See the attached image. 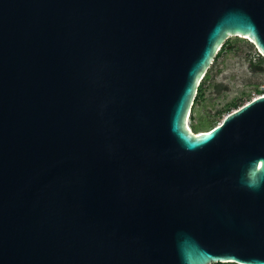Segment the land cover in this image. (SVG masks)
Masks as SVG:
<instances>
[{"label":"water","instance_id":"95a60500","mask_svg":"<svg viewBox=\"0 0 264 264\" xmlns=\"http://www.w3.org/2000/svg\"><path fill=\"white\" fill-rule=\"evenodd\" d=\"M230 38L264 0H0V264H264V94L187 126Z\"/></svg>","mask_w":264,"mask_h":264},{"label":"rangeland","instance_id":"374dc122","mask_svg":"<svg viewBox=\"0 0 264 264\" xmlns=\"http://www.w3.org/2000/svg\"><path fill=\"white\" fill-rule=\"evenodd\" d=\"M229 40L231 44L213 62L201 82L205 95L187 120L191 133L206 132L217 126L226 114L222 113L225 103L241 97L243 105L258 96L256 90L264 92V59L255 45L244 38ZM260 58L263 61L258 64Z\"/></svg>","mask_w":264,"mask_h":264},{"label":"trees","instance_id":"16d2710c","mask_svg":"<svg viewBox=\"0 0 264 264\" xmlns=\"http://www.w3.org/2000/svg\"><path fill=\"white\" fill-rule=\"evenodd\" d=\"M230 44H231L230 40H227L224 43V45L220 48L219 52L215 56L213 62H215L221 56L222 51L226 48V46H228ZM263 59H264V57H263ZM263 59H261V58L258 59V64H261ZM205 76H204V78H205ZM204 90H205L204 83H200L198 90H197V93H196V96H195V99H194V103L192 105L191 113L193 112L194 106L200 105L202 103V101L204 99V95H205ZM256 94L262 95V94H264V92L256 90ZM242 95L244 96L245 93H243ZM241 105H242V98L241 97L235 98L234 100L225 103V105L223 106V109H222V113H224V112L228 113L231 109H233V108L236 109V108L240 107ZM192 119H193V117H192ZM191 128L196 130V127L194 125H191ZM215 264H235V263H215Z\"/></svg>","mask_w":264,"mask_h":264},{"label":"snow or ice","instance_id":"6c2138e0","mask_svg":"<svg viewBox=\"0 0 264 264\" xmlns=\"http://www.w3.org/2000/svg\"><path fill=\"white\" fill-rule=\"evenodd\" d=\"M209 135H211V134H209Z\"/></svg>","mask_w":264,"mask_h":264}]
</instances>
